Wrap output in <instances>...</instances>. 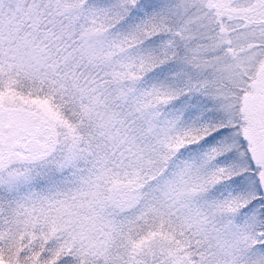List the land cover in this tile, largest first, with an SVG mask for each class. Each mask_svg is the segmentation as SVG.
<instances>
[{"label":"snow or ice","instance_id":"obj_1","mask_svg":"<svg viewBox=\"0 0 264 264\" xmlns=\"http://www.w3.org/2000/svg\"><path fill=\"white\" fill-rule=\"evenodd\" d=\"M0 264H264V0H0Z\"/></svg>","mask_w":264,"mask_h":264}]
</instances>
